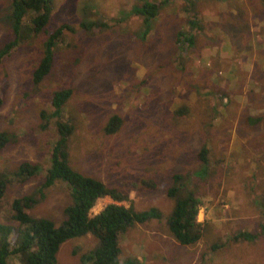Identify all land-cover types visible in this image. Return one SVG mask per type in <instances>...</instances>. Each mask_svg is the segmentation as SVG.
<instances>
[{"label":"rangeland","instance_id":"374dc122","mask_svg":"<svg viewBox=\"0 0 264 264\" xmlns=\"http://www.w3.org/2000/svg\"><path fill=\"white\" fill-rule=\"evenodd\" d=\"M144 1L161 0H52L47 24L38 32L30 28L31 15L24 18L17 44L0 61V133L9 138L0 149V170L30 161L41 173L9 182L0 222L16 225L10 202L41 187L57 136L53 122L42 127L40 112L51 111L55 91L69 88L62 119L74 126L67 140L70 165L127 194L119 204L162 214L120 234L121 262L264 264V100L250 122L247 111L227 110L223 100L232 94L218 87L214 75L217 56L264 66L239 54L264 58V0H171L150 21L147 36L142 17L131 12ZM10 4L0 0V49L14 39ZM63 23L71 29H64L52 48L49 73L34 84L44 43ZM182 30L190 31L194 42H179ZM260 81L264 89V72ZM113 115L120 126L107 133ZM203 146L205 164L198 157ZM174 174L181 177L180 194L190 191L200 200L202 236L192 245L177 242L167 226L174 204L167 189ZM42 191L29 213L60 223L69 189L58 181ZM110 202L98 199L91 214ZM241 231L252 238L234 240ZM96 244L90 233L70 238L60 245L57 263L94 264L81 256Z\"/></svg>","mask_w":264,"mask_h":264},{"label":"trees","instance_id":"16d2710c","mask_svg":"<svg viewBox=\"0 0 264 264\" xmlns=\"http://www.w3.org/2000/svg\"><path fill=\"white\" fill-rule=\"evenodd\" d=\"M170 0L144 1L135 5L133 13L142 17L143 35L149 32L152 21L162 5ZM9 20L14 39L0 49V61L17 44L19 34L25 26L24 18L30 14V28L35 32L42 30L47 24L52 0H11ZM97 23L81 24L88 28ZM71 27L63 23L55 28L44 43L43 57L35 67L32 81L38 84L49 73L52 67V48L57 44L64 29ZM21 36V35H20ZM177 37L188 41L184 33ZM193 41V36L191 35ZM190 42V39H189ZM71 95V89L65 88L55 91L50 99L51 111L42 110L40 117L42 127L46 129L53 122L56 138L52 142L49 152L50 164L43 175L41 187L37 192L15 197L9 205L10 219L16 225L0 222V264H58L57 252L60 245L74 237L92 234L97 239L96 246L81 256V261L94 264H139L128 258L121 262L119 259V236L129 227L142 224L151 219L160 220L161 212L157 208L135 210L132 205L125 206L119 202L126 201L128 195L122 191L107 186L102 180L76 171L69 163L67 140L73 133L74 126L69 120L62 119L64 104ZM120 126V118L113 115L108 120L104 130L107 133L115 132ZM9 138L6 133H0V149ZM206 146L199 152V159L207 162ZM204 168V166H203ZM202 168V169H203ZM41 173L38 163L22 161L13 171L0 170V200L5 196L9 182L14 178L25 181ZM178 174L172 176V185L167 189V195L174 200L173 209L167 217V226L175 240L184 245H192L202 236V223L197 221L200 200L190 191L180 194L182 184ZM64 182L69 189L70 202L64 208V218L60 223L44 216H33L29 209L44 197L42 189ZM183 195V196H182ZM110 197L114 202L106 204L99 212L91 214L92 208L98 199ZM252 238L251 233L241 231L233 236Z\"/></svg>","mask_w":264,"mask_h":264},{"label":"crops","instance_id":"0c3cea01","mask_svg":"<svg viewBox=\"0 0 264 264\" xmlns=\"http://www.w3.org/2000/svg\"><path fill=\"white\" fill-rule=\"evenodd\" d=\"M172 1L170 0L167 2V5ZM135 5L137 4L135 3L132 5L131 12H133L132 9ZM167 5H164L162 9ZM182 33H184L188 41L190 39V42H194L191 40L190 31L182 30ZM178 41L181 42L179 38ZM261 45L255 44L257 49ZM213 54H215V52H213ZM232 54L235 55L237 53L232 51ZM239 54L247 55L249 61H251L250 57H253L252 59L257 62V64L264 61V58L258 59L254 53L247 54L244 50H240ZM229 59L230 57L228 56H217L215 60L218 65H216L217 67L214 70V75L216 76L218 87L222 89L225 94L226 92L232 94L231 98L226 94V100H223V103L227 101L225 104L227 110L233 108L238 111H247V120L250 122L255 121L253 115L262 111L261 105L263 104L262 100H264V95L261 93V90L264 91V89L260 86V77L264 72V66L252 65V61L249 63H238L233 60L228 61ZM252 78L254 79L253 81H251Z\"/></svg>","mask_w":264,"mask_h":264},{"label":"built area","instance_id":"2783aa9c","mask_svg":"<svg viewBox=\"0 0 264 264\" xmlns=\"http://www.w3.org/2000/svg\"><path fill=\"white\" fill-rule=\"evenodd\" d=\"M197 220H198V218H197Z\"/></svg>","mask_w":264,"mask_h":264},{"label":"clouds","instance_id":"9594fccd","mask_svg":"<svg viewBox=\"0 0 264 264\" xmlns=\"http://www.w3.org/2000/svg\"><path fill=\"white\" fill-rule=\"evenodd\" d=\"M198 221V220H197ZM201 223V222H200Z\"/></svg>","mask_w":264,"mask_h":264}]
</instances>
